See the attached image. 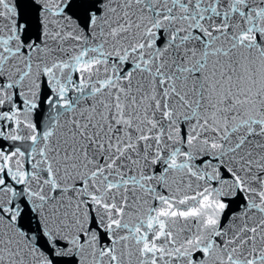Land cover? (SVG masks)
<instances>
[{"label":"snow or ice","instance_id":"1","mask_svg":"<svg viewBox=\"0 0 264 264\" xmlns=\"http://www.w3.org/2000/svg\"><path fill=\"white\" fill-rule=\"evenodd\" d=\"M0 264H264V0H0Z\"/></svg>","mask_w":264,"mask_h":264}]
</instances>
